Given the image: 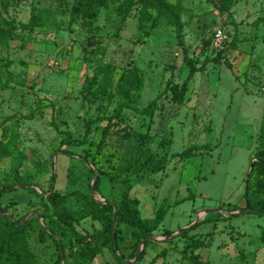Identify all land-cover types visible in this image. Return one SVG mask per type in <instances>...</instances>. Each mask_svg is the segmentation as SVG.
<instances>
[{"label": "rangeland", "instance_id": "1", "mask_svg": "<svg viewBox=\"0 0 264 264\" xmlns=\"http://www.w3.org/2000/svg\"><path fill=\"white\" fill-rule=\"evenodd\" d=\"M12 1L0 0V14L12 21L0 25L8 35L0 41V144L14 149L0 147V182L14 190L0 202L14 220L25 219L26 264H75L96 246L88 264H119L110 243L98 240L101 224L88 199L96 172V198L118 200L127 191L144 219L166 208L152 235L160 241L147 244L141 264H189L185 238L162 233L201 221L205 209L244 208L249 165L264 148V0H231L226 10L219 0H166L179 9L189 59L205 64L182 97L166 88L171 74L177 86L187 74L174 28L153 8L141 16L142 0H108L91 17L74 13V0ZM218 29L226 39L215 45ZM100 65L110 67L105 91ZM131 68L142 80L139 110L160 94L152 115L123 108L120 119L92 122L85 136L87 122L128 103L115 87ZM191 146L207 147L178 155ZM145 161L164 167L137 174ZM219 213L189 232L202 242L192 251L211 264H264V216ZM53 239L66 244L63 259ZM118 242L128 244V232Z\"/></svg>", "mask_w": 264, "mask_h": 264}, {"label": "trees", "instance_id": "2", "mask_svg": "<svg viewBox=\"0 0 264 264\" xmlns=\"http://www.w3.org/2000/svg\"><path fill=\"white\" fill-rule=\"evenodd\" d=\"M108 0H74L72 11L76 14H79L83 17H91L96 14V11L105 7ZM16 2L12 1V4ZM231 0H219L220 9L226 10L230 5ZM8 4L4 5V9H7ZM153 8L158 14L164 16L171 26L174 28L176 38L178 44L180 45L183 53V65L187 68V74L180 86L174 84L172 82V74L170 78L167 80L166 88H169L173 91V93L177 97H182L188 82L193 78L196 72L203 71L205 69V64L200 66H195L188 57L187 51L184 46V38L182 34V22L179 16V9L166 2V0H142V15H144L145 10ZM0 25L10 28L12 25V21L10 19L4 18L0 14ZM8 35L5 34V31L2 29L0 31V41L6 40ZM101 75L104 78V84L99 85L100 91H105V87H109V76H110V67L108 65H100ZM97 80L96 77L88 80V88L95 84ZM141 84L142 80L138 77L137 70L134 68L128 69L125 73H123L117 83L116 92L121 95V97H125L128 99V103H123L119 101L117 107L115 108L114 114L109 118L97 117L95 120H91L87 122L85 125V136L88 135L90 130V124L95 121H99L102 119H120L121 118V110L123 108H129L135 112H139L145 115H152L153 111L156 109L157 99L160 97V94L156 96L153 100H151L147 106L143 110H139L137 108V103L140 99L141 92ZM130 97V98H129ZM264 118V116H263ZM65 142H68V136L65 138ZM2 148H7L9 151L14 152L13 146H9L6 144H0ZM207 146H191L185 150H183L178 155L181 158H189L195 154L196 149L206 148ZM14 159L18 164L21 161L20 155H15ZM164 167V163L160 161L156 162H148L145 161L140 164L135 172L139 174L140 171L144 169H149L152 172L159 171ZM94 171L91 168H88L87 171V181L91 180V175ZM54 180V176L51 177V181ZM99 176L97 177L94 183V192L98 190ZM13 184V182L11 183ZM8 184H3L0 182V198L7 192L14 190L13 187L4 188L2 187ZM28 189L39 195L34 188H31L30 185H27ZM58 194L55 193L52 196L48 197V200L51 203H56ZM243 198L248 203V207L251 213H254L258 216H264V148L257 151L254 155V160L252 162L251 171L247 172V177L245 179V191L243 193ZM88 199L92 204V216L101 224V236L98 240L104 242L108 241L110 243V248L112 255L115 260L119 264H141V259L145 254V249L147 244L151 240H146L143 246V249L136 257L135 261L131 263L130 260L134 259L137 247L140 241L146 237H152L153 231L159 229L160 224L162 222L163 217L166 213L165 207H160V209L156 212V215L153 219H144L140 216L139 208H138V200L136 198L131 197L127 191H124L121 197L118 200H112L110 197L106 198L110 203H102L93 200L90 194H88ZM0 207L7 212L5 207ZM114 207L117 208V217L115 227L113 228V210ZM228 211L237 209L236 205L225 204L222 205ZM220 213L217 211L213 214V217L209 214H206L205 217L190 227V229L183 230L174 235V237H182L186 240V245L181 251L183 255L187 258L189 264H211L208 261H202L198 254L192 251L193 247H197L201 245V240L196 239L194 235H190L189 232L196 229L198 225L208 222V221H218ZM226 219V218H224ZM18 222V221H17ZM29 222H26L27 225ZM22 228L16 225L11 216H6L0 213V264L3 263L4 260L10 261L12 264H17L21 262L22 264H26V260L24 257V249L22 247L21 242L19 241L21 235ZM50 231L54 230L50 228ZM128 232L129 243L126 245H120L118 240L119 237L123 238L124 233ZM171 231L165 230L162 234L168 235ZM262 239H264V229L261 234ZM57 249L58 260L61 259V253L65 252L66 244L62 242H58L56 239H53ZM96 247L86 248L84 252L78 254L75 258V264H88L89 261L96 255ZM123 249H129L130 251L125 254ZM121 251V252H120ZM165 252V248L158 252L154 257L160 256ZM84 254V255H83ZM83 256V257H82ZM153 258L152 261H154ZM151 263V262H150ZM149 263V264H150Z\"/></svg>", "mask_w": 264, "mask_h": 264}, {"label": "water", "instance_id": "3", "mask_svg": "<svg viewBox=\"0 0 264 264\" xmlns=\"http://www.w3.org/2000/svg\"><path fill=\"white\" fill-rule=\"evenodd\" d=\"M252 162H253V160L250 162L249 170H248L249 172H250L251 169H252ZM87 166H89V165L87 164ZM97 177H98V173L96 172L95 177H94L93 180L91 181V185H90V195H91V197H92L95 201H97V202H102V203H105V204L110 203L108 200H105V199H98V198H96V197L94 196V183H95ZM1 190H2V189H1ZM217 211H224V212L228 213L229 215L234 216V215H237V214H244V213L250 212V209H249V207H248V203H247V201H245V207L242 208V209H240V210H238V211H228V210H225V209H223V208H209V209H205V210L203 211L202 216H205L206 214H208V213H210V212H217ZM0 213L3 214V215L9 216V214H8L6 211H4L1 207H0ZM36 216H38L37 213H36ZM38 217H39V216H38ZM116 217H117V208L114 207V210H113V228L115 227ZM13 221L16 223L17 226H19V225H21V224H23V223L25 222V219H23V220H21V221H18V222H17L16 220L13 219ZM195 223H196V222H195ZM195 223H194V224H195ZM194 224H192V225H194ZM192 225H191V226H192ZM191 226L183 227V228H179V229H177L176 231L171 232V233L168 235V237H169V236H173V235H175V234H177V233H179V232H181V231H183V230H187V229H189ZM146 240L160 241L159 239H155V238L150 237V236H149V237H146V238H143V239L140 241V246H139V248L137 249V251H136V253H135V256H134V259H133V261H131V263H133V262L135 261L136 257H137L138 254H139V251H140V250L142 249V247L144 246ZM61 257H62V259H63V255H62V254H61Z\"/></svg>", "mask_w": 264, "mask_h": 264}, {"label": "built area", "instance_id": "4", "mask_svg": "<svg viewBox=\"0 0 264 264\" xmlns=\"http://www.w3.org/2000/svg\"><path fill=\"white\" fill-rule=\"evenodd\" d=\"M225 39H226V35H225L224 31L220 30V29L216 30V32H215V40H214L215 45L220 44Z\"/></svg>", "mask_w": 264, "mask_h": 264}]
</instances>
